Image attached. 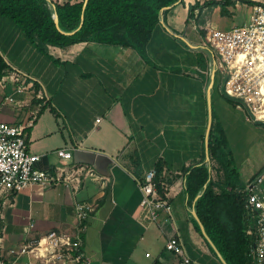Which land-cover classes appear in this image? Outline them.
<instances>
[{
	"label": "crops",
	"instance_id": "1",
	"mask_svg": "<svg viewBox=\"0 0 264 264\" xmlns=\"http://www.w3.org/2000/svg\"><path fill=\"white\" fill-rule=\"evenodd\" d=\"M209 1H223L225 10ZM240 4L179 0L168 8L143 57L132 49L90 42L53 47L27 38L0 17V56L7 67L0 85V121L26 127L28 152L39 157L34 169L52 176L60 169L62 178L70 180L17 193L0 191V264L36 263L8 251L50 231L73 233L75 203L95 205L82 233L89 264H184L165 250L173 236L190 264H226L201 229L196 230L191 220L194 202L188 203L184 182L187 170L201 162L208 95L212 114L224 130L223 112L232 106L215 84L199 29L234 17L233 9ZM190 7H197L192 16ZM196 51L208 57L200 61L190 53ZM11 69L43 88L49 98L44 110H38L36 99L24 104L27 92L15 93L6 78ZM5 96L17 104L4 103ZM62 149L71 152L70 159L56 155ZM205 162L209 164L206 149ZM157 164L171 214L161 213L157 224H143L139 185Z\"/></svg>",
	"mask_w": 264,
	"mask_h": 264
},
{
	"label": "built area",
	"instance_id": "2",
	"mask_svg": "<svg viewBox=\"0 0 264 264\" xmlns=\"http://www.w3.org/2000/svg\"><path fill=\"white\" fill-rule=\"evenodd\" d=\"M199 30L204 32L203 45L210 54L214 72L224 79L222 94L236 103L235 108L243 112L248 121L247 115H251L254 122L264 120V2L252 7L248 21L241 26L227 31L208 26ZM6 78L14 85L15 93L29 94L24 104L36 99L38 110L47 106L49 98L43 88L27 75L11 69ZM3 81L4 78L0 85ZM3 100L4 103L17 104L11 96H5ZM22 105L18 104V107ZM25 131L24 125H8L0 121V191L17 193L34 185L69 184V178L63 179L60 169L55 176L34 169L39 157L28 152ZM56 155L62 159L71 158V152L64 149L57 151ZM86 174L101 184L91 172ZM155 176V168L148 170L139 185V220L143 224H157L161 213L171 214L165 192L162 196L158 193ZM239 192L244 195L246 235L252 239L248 249L250 263L264 264V168ZM94 210L93 204L75 203L73 233L50 231L26 240L8 254L16 259L26 256L36 261L24 264H89L82 249V233L85 221ZM29 228H33V224ZM165 250L180 257L184 264H190L177 237L166 240Z\"/></svg>",
	"mask_w": 264,
	"mask_h": 264
},
{
	"label": "trees",
	"instance_id": "3",
	"mask_svg": "<svg viewBox=\"0 0 264 264\" xmlns=\"http://www.w3.org/2000/svg\"><path fill=\"white\" fill-rule=\"evenodd\" d=\"M0 0V17L12 21L29 39L65 48L79 43H97L136 51L143 57L153 34L165 20L168 8L179 0ZM253 6L250 0H239ZM224 11L223 1H209ZM228 6V5H227ZM197 7L189 8V16ZM57 15L58 27L53 14ZM81 24V26H80ZM80 26V28H79ZM203 36L204 32L200 31ZM6 65L0 56V79L5 76ZM232 107L236 103L222 95ZM38 103V102H37ZM46 106L42 107L44 110ZM202 158L199 165L191 167L185 175V193L188 203L204 227V231L226 264H251L248 257L252 239L246 235L244 187L237 183L238 175L233 167L232 153L228 148L226 132L212 114L208 139L209 164L205 162L204 136ZM213 164V165H212ZM155 183L162 196L159 174L155 167ZM215 172V179H212ZM199 196V197H197ZM196 230L198 223L191 219Z\"/></svg>",
	"mask_w": 264,
	"mask_h": 264
},
{
	"label": "rangeland",
	"instance_id": "4",
	"mask_svg": "<svg viewBox=\"0 0 264 264\" xmlns=\"http://www.w3.org/2000/svg\"><path fill=\"white\" fill-rule=\"evenodd\" d=\"M261 2H264V0H260ZM249 10L250 7L248 5L240 4L238 8L233 9L234 17H226L222 21L212 22V25L208 27L227 31L233 27L241 26L246 20ZM232 24L234 26L230 28ZM188 51L190 50L188 49ZM190 53L195 58H199L200 61L203 57L205 59L208 57L204 53L202 54L203 56L197 54V51ZM215 84L221 89L224 84V79H221L218 73L215 74ZM247 117L250 118L249 121L243 112H237L234 107L230 106L223 112L222 119L226 130L228 148L232 153L233 167L238 175L237 183L243 187L245 186L246 178L256 175L264 168V120L254 122L251 115H247ZM213 175L216 174L213 173Z\"/></svg>",
	"mask_w": 264,
	"mask_h": 264
},
{
	"label": "water",
	"instance_id": "5",
	"mask_svg": "<svg viewBox=\"0 0 264 264\" xmlns=\"http://www.w3.org/2000/svg\"><path fill=\"white\" fill-rule=\"evenodd\" d=\"M53 20H54L56 28L60 31V29L58 27V18H57V15L55 13L53 14ZM80 26H81V24H80ZM80 26H79V28H80ZM75 31H72L70 33H64L62 31H60V32L62 34L70 35V34H73ZM207 110H208V112H207L208 113V119H207L206 133H205V149H206V152L208 151V139H209V134H210L211 125H212V105H211V96L210 95H208V98H207ZM193 215H194V219L198 223L205 239L207 240V242H209V244L212 246V248L216 251V253L219 256V258L221 259V261L224 263V260L222 259V257L220 256V254L218 253V251L216 250V248L214 247V245L212 244V242L210 241L208 236L206 235V233L204 231V227L201 224V222L199 221L196 213L194 212Z\"/></svg>",
	"mask_w": 264,
	"mask_h": 264
}]
</instances>
